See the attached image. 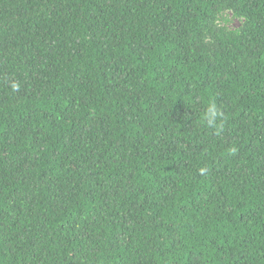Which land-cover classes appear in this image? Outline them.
<instances>
[{
  "label": "trees",
  "instance_id": "1",
  "mask_svg": "<svg viewBox=\"0 0 264 264\" xmlns=\"http://www.w3.org/2000/svg\"><path fill=\"white\" fill-rule=\"evenodd\" d=\"M0 264H264V0H0Z\"/></svg>",
  "mask_w": 264,
  "mask_h": 264
},
{
  "label": "clouds",
  "instance_id": "2",
  "mask_svg": "<svg viewBox=\"0 0 264 264\" xmlns=\"http://www.w3.org/2000/svg\"><path fill=\"white\" fill-rule=\"evenodd\" d=\"M12 87L18 88V85L13 84ZM224 119V112L215 102L207 103L201 116L202 123L207 129L219 134L223 130ZM232 151L235 152L236 149L233 148Z\"/></svg>",
  "mask_w": 264,
  "mask_h": 264
},
{
  "label": "rangeland",
  "instance_id": "3",
  "mask_svg": "<svg viewBox=\"0 0 264 264\" xmlns=\"http://www.w3.org/2000/svg\"><path fill=\"white\" fill-rule=\"evenodd\" d=\"M240 24H241V23H240L239 20L233 19V20L231 21L230 27H231V28H236V27H239Z\"/></svg>",
  "mask_w": 264,
  "mask_h": 264
}]
</instances>
